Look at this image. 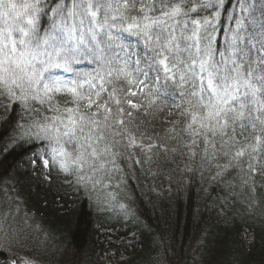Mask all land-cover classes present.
<instances>
[{
	"label": "trees",
	"instance_id": "obj_1",
	"mask_svg": "<svg viewBox=\"0 0 264 264\" xmlns=\"http://www.w3.org/2000/svg\"><path fill=\"white\" fill-rule=\"evenodd\" d=\"M142 2L151 0H135L136 7ZM175 2L198 6L200 0ZM234 14H240L237 0H225L217 46L234 27L229 20ZM255 15L259 18L260 12ZM124 42L137 43L129 35ZM95 67L83 61L74 70L91 73ZM54 74L65 81L75 78L62 68ZM106 87L124 90L117 99L131 90L136 92L130 96L133 103H149L123 76ZM51 95L41 106L0 94V264H264V138L255 140L258 132L237 135L241 147L228 157L218 141L205 152L188 128L191 116L181 115L192 109L186 103L173 106L167 96L153 97L157 103L151 108L125 104L138 129L132 134L135 144L143 142V150L117 137L103 159L86 158L78 170L74 165L64 172L60 159L44 167L48 145L28 134L33 121L56 115L66 120L65 109L77 107L66 91ZM175 103H180L178 95ZM249 145L256 149L254 156L246 152L233 159L236 150L250 151ZM65 151L69 159L78 154L71 142ZM78 174L85 177L79 183Z\"/></svg>",
	"mask_w": 264,
	"mask_h": 264
},
{
	"label": "snow or ice",
	"instance_id": "obj_2",
	"mask_svg": "<svg viewBox=\"0 0 264 264\" xmlns=\"http://www.w3.org/2000/svg\"><path fill=\"white\" fill-rule=\"evenodd\" d=\"M237 6L240 14L229 16L234 27L217 46L225 0H200L198 6L151 0L139 8L135 0H124L123 5L121 0H0V94L41 106L55 93L66 91L74 98L77 107L65 109L66 120L56 115L28 125V134L48 145L45 168L60 159L61 171L69 172L74 165L78 170L86 158L103 159L107 146L118 143L117 137L143 150V142L135 144L132 134L138 129L125 104L151 108L157 103L153 97L161 96L172 99L177 108L186 103L192 109L181 115L191 116L188 128L205 152L218 141L228 157L241 147L237 135L252 129L259 133L255 140L264 138V0H237ZM132 11L138 14L132 16ZM202 12L209 15L201 16ZM125 35L136 37L135 47L124 42ZM83 61L96 65L93 72L74 70ZM61 68L75 78L59 79L54 70ZM121 76L130 88L140 90L148 105L133 103L130 96L136 92L131 90L123 99L116 98L124 90L106 85ZM197 120L199 129L194 128ZM69 142L78 153L71 159L65 151ZM248 147L250 151L236 150L233 159L246 152L254 156L256 149ZM252 171L250 163L248 175ZM84 179L77 175L78 183Z\"/></svg>",
	"mask_w": 264,
	"mask_h": 264
},
{
	"label": "rangeland",
	"instance_id": "obj_3",
	"mask_svg": "<svg viewBox=\"0 0 264 264\" xmlns=\"http://www.w3.org/2000/svg\"><path fill=\"white\" fill-rule=\"evenodd\" d=\"M106 234H110V230H107V233Z\"/></svg>",
	"mask_w": 264,
	"mask_h": 264
}]
</instances>
